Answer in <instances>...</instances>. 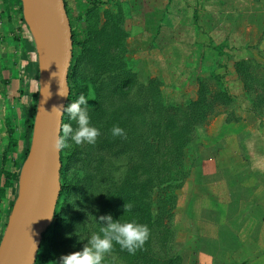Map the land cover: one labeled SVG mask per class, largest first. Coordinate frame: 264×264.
Returning a JSON list of instances; mask_svg holds the SVG:
<instances>
[{
  "label": "rangeland",
  "instance_id": "1",
  "mask_svg": "<svg viewBox=\"0 0 264 264\" xmlns=\"http://www.w3.org/2000/svg\"><path fill=\"white\" fill-rule=\"evenodd\" d=\"M30 3L0 0V74L21 70L35 38ZM68 3L69 103L85 95L101 134L61 150L63 193L37 264L80 251L106 215L155 226L135 254L114 244L102 264H264V0H142L141 14L121 0V13Z\"/></svg>",
  "mask_w": 264,
  "mask_h": 264
},
{
  "label": "water",
  "instance_id": "2",
  "mask_svg": "<svg viewBox=\"0 0 264 264\" xmlns=\"http://www.w3.org/2000/svg\"><path fill=\"white\" fill-rule=\"evenodd\" d=\"M30 1L37 21L36 26H31L36 29L38 98L19 193L0 241V264H35L42 234L53 222L61 192L60 150H54L52 145L60 136L64 114L58 115L53 108L65 107L68 99L72 32L64 0ZM60 88L67 89L68 95L60 96Z\"/></svg>",
  "mask_w": 264,
  "mask_h": 264
},
{
  "label": "clouds",
  "instance_id": "3",
  "mask_svg": "<svg viewBox=\"0 0 264 264\" xmlns=\"http://www.w3.org/2000/svg\"><path fill=\"white\" fill-rule=\"evenodd\" d=\"M40 91L43 94V90L40 89ZM58 94L67 96L68 90L60 88ZM88 100L85 95L81 94L66 107L53 108L58 115L67 113L68 118L77 124L75 129L67 123L62 126V136L56 137L52 145L54 150L59 151L70 147L69 140L76 145L83 143L94 145L97 142V137L101 133L91 124ZM111 133L113 136H126L124 129L116 125L112 127ZM131 208L132 205L129 204L127 210L131 211ZM48 218H51L50 215ZM99 220L103 222L99 233H93L80 251L61 256L59 264H102L105 255L111 252L114 244H118L122 250H126L129 254H135L148 239V226L135 219L121 222L120 219L113 220L111 215H106L100 217ZM33 245L35 247L34 242Z\"/></svg>",
  "mask_w": 264,
  "mask_h": 264
},
{
  "label": "crops",
  "instance_id": "4",
  "mask_svg": "<svg viewBox=\"0 0 264 264\" xmlns=\"http://www.w3.org/2000/svg\"><path fill=\"white\" fill-rule=\"evenodd\" d=\"M118 0H77V4L79 8L84 9L83 13L87 14V9L90 6V2L92 5L101 6L104 11H108L109 13H121V10L118 11L117 3ZM120 1V0H119ZM122 5L126 4L129 6L130 11L134 10L136 6L140 7V14L142 9V0H121ZM127 2V3H126ZM145 5L147 1H145ZM101 3V4H100ZM64 4L67 9H69L68 0H64ZM164 4V3H162ZM136 11V10H135ZM68 17V14H67ZM164 18V14H162V18ZM120 21H124V14H121L119 18ZM69 20V18H68ZM70 23V20H69ZM31 26V25H30ZM32 27V26H31ZM71 27V26H70ZM32 39V38H31ZM33 42L36 48V40L33 38ZM27 59L35 63V53L31 52L30 57L24 54L22 62H21V70L18 72L14 68L4 66L3 72L0 74V170L2 168H11L12 162L11 158L5 160V152L8 147V139H9V125L13 124L12 119L16 116V111H20L19 118H23L25 109L32 104L34 101L35 95L38 91L39 80L37 79L34 72H30L26 69ZM30 66V65H29ZM22 98L23 105L21 108L15 107V102L18 103V99ZM3 183V179H0V186ZM0 200V235L2 231L5 229V224L7 222V215L4 214L5 205L11 201V190L6 188L5 194H1Z\"/></svg>",
  "mask_w": 264,
  "mask_h": 264
},
{
  "label": "trees",
  "instance_id": "5",
  "mask_svg": "<svg viewBox=\"0 0 264 264\" xmlns=\"http://www.w3.org/2000/svg\"><path fill=\"white\" fill-rule=\"evenodd\" d=\"M12 1L17 3L19 5L20 10H22L23 0H12ZM65 10H66V13H67L66 5H65ZM22 20H24L23 16H22ZM105 28H108V22H104L103 26L101 27L102 30H105ZM112 30H115V25H113ZM71 32H72V40H73V43H72V54H73V45L75 44V37H74V34H73L72 30H71ZM33 41H34L33 38L30 39V40H27L25 42L26 43V47L24 48L23 51H24V54H26L29 57H30V53L31 52L35 53V63H33L32 61H29L30 59L29 60L27 59L26 69L28 71H30L31 73L34 72L36 77H37V79L39 80L38 54H37V49L35 48V44H34ZM104 51L106 52V54H105V56L103 58L105 60L108 59V61L111 60L112 49H110L109 44L105 45ZM72 64H73V56H72L71 65H70L69 72H68V86H69V76H70V73H71ZM70 97L71 96L68 95V99H67L65 107L69 104ZM37 98H38V95L36 93L34 101L24 111V115H23L24 131H23L22 137H21L19 142L15 141L13 135H11V129H10L8 147H7V150L5 152L4 158H5V160H7L9 158V157H7L8 154L12 155V157L10 159L11 162H12V167L11 168H2L0 170V179L1 178L3 179V183L0 186V193L1 194H5L6 188H9L11 190V195H12L11 201H10V207H9V210H8V215H9V213L11 211V208L13 206V203H14V201H15L18 193H19L20 184H21L22 169H23V166H24V164H25V162H26V160L28 158V154H29L31 135H32L34 117H35V112H36ZM66 115H67V113L64 114V117ZM65 122L66 121L62 120V126L65 124ZM174 129H175V126H174ZM171 130H173V128ZM60 136H62V128H61ZM173 138H174L173 139V141H174L178 137L175 136ZM170 151H171V153H173L172 149H170ZM60 160H61V164L63 166V156H62L61 150H60ZM62 166H61V172H62ZM60 182H61V192H60V196H61L62 193H63V186H64L63 182H62V178H61V173H60ZM60 196H59V198H60ZM59 198H58V200H59ZM57 209H58V201H57L56 208H55L53 222L50 225V227L42 234V239H43L45 233L48 230H50L52 228V226L55 225ZM8 215H7V217H8ZM150 218L152 220V216H149V219ZM154 222L155 221L152 222V225H151V227L149 229V234H150V232L152 230V227L155 226ZM5 226H6V224H5ZM158 228L159 227L157 226L156 229H154V231L156 232V230ZM4 230L2 231V233L0 235V241H1V238H2ZM149 246H150V250H151V245H149ZM37 260H38V253H37V256H36L35 264H37ZM162 263H163V261L162 262L158 261V259H156V261H153V257H150V259L148 260V262L146 264H162ZM170 263L171 262H169L167 264H170ZM173 263H174V261H173Z\"/></svg>",
  "mask_w": 264,
  "mask_h": 264
},
{
  "label": "bare ground",
  "instance_id": "6",
  "mask_svg": "<svg viewBox=\"0 0 264 264\" xmlns=\"http://www.w3.org/2000/svg\"><path fill=\"white\" fill-rule=\"evenodd\" d=\"M30 1V0H29ZM31 3L28 5V7H27V5H26V14H28L27 16H32V15H34V16H36V9H35V7H34V4H33V2L32 1H30ZM28 4V3H27Z\"/></svg>",
  "mask_w": 264,
  "mask_h": 264
}]
</instances>
